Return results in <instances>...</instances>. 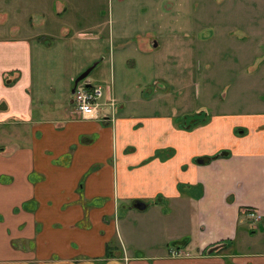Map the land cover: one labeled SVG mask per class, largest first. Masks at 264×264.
Segmentation results:
<instances>
[{
	"label": "crops",
	"instance_id": "crops-1",
	"mask_svg": "<svg viewBox=\"0 0 264 264\" xmlns=\"http://www.w3.org/2000/svg\"><path fill=\"white\" fill-rule=\"evenodd\" d=\"M62 3L0 0V264H264V106L186 128L191 112L156 110L159 91L142 100L136 84L128 98L87 79L110 120L60 108L85 69L71 45H93L85 57L96 61L99 43L132 37L92 4ZM59 46L60 68L36 63ZM256 75L264 91V63Z\"/></svg>",
	"mask_w": 264,
	"mask_h": 264
},
{
	"label": "rangeland",
	"instance_id": "rangeland-1",
	"mask_svg": "<svg viewBox=\"0 0 264 264\" xmlns=\"http://www.w3.org/2000/svg\"><path fill=\"white\" fill-rule=\"evenodd\" d=\"M78 1L102 9L103 19L109 15L108 21L111 24L113 19L116 31L132 36L126 43L112 40L99 43L96 61L85 57L95 48L93 45H71L76 68L84 64L81 73L98 63L86 80L101 86L107 82L110 89L115 88L117 93L124 91L128 98H135L130 88L136 84L142 90V100H150L159 91L162 94L157 99L156 110L159 112L162 102L166 101L173 108L191 112L182 116L184 121L194 110L244 114L257 112L259 106H264V91L256 79L257 69L264 63V43L257 44L264 40V31L262 34L259 28L264 22L261 21L264 0H252L253 4L251 0ZM61 49L59 46L57 50L43 53L36 63L40 61L47 68L57 70L61 67L60 55L64 53ZM110 65L114 70L112 82ZM186 65H189L188 75ZM193 77L196 87L192 85ZM188 84L191 88L178 93ZM70 106L73 104L60 108ZM141 110L143 113L146 109ZM102 202L97 201L96 206ZM255 233L259 240L258 232Z\"/></svg>",
	"mask_w": 264,
	"mask_h": 264
},
{
	"label": "built area",
	"instance_id": "built-area-1",
	"mask_svg": "<svg viewBox=\"0 0 264 264\" xmlns=\"http://www.w3.org/2000/svg\"><path fill=\"white\" fill-rule=\"evenodd\" d=\"M86 81L78 83L75 89V93L72 95V104L74 111L85 120H97L100 119L103 121L110 120V116H102L101 113V99L103 97L102 88L99 86H90L86 88ZM114 101L109 102V106H114ZM107 117V118H106ZM245 214L248 219L253 223L261 221V215L257 211L247 209ZM183 253L179 250H171L170 256L178 257Z\"/></svg>",
	"mask_w": 264,
	"mask_h": 264
},
{
	"label": "trees",
	"instance_id": "trees-1",
	"mask_svg": "<svg viewBox=\"0 0 264 264\" xmlns=\"http://www.w3.org/2000/svg\"><path fill=\"white\" fill-rule=\"evenodd\" d=\"M205 111L201 112V113H197V112H194L193 114H191V117L189 118H186V120L184 121V119L182 118V123L183 124H186V123H189L190 125H188L186 128H190V127H196L198 126L199 124L205 122ZM199 116H203L201 119H199ZM195 117H198V119L196 120ZM228 152L227 153H219V154H216L212 157H204V158H197L195 159V163H199V162H202L203 164H208L209 162L213 161V160H216L218 158H225V157H228ZM186 241H181L180 243L178 244H185ZM110 253V247H107L106 249V254H109Z\"/></svg>",
	"mask_w": 264,
	"mask_h": 264
},
{
	"label": "water",
	"instance_id": "water-1",
	"mask_svg": "<svg viewBox=\"0 0 264 264\" xmlns=\"http://www.w3.org/2000/svg\"><path fill=\"white\" fill-rule=\"evenodd\" d=\"M154 47H156V44H154ZM96 66H97V63L93 64L92 66L87 68L83 73H81L80 75H78L76 77V79L74 80V83H73L72 90H71V94L72 95L75 93V89H76V86L78 85V83L84 82L86 80V78L89 76V74L92 72V70ZM85 86H86V88H89L91 85L90 84H86ZM136 207L138 209H143L145 206L142 203H138V204H136Z\"/></svg>",
	"mask_w": 264,
	"mask_h": 264
},
{
	"label": "flooded vegetation",
	"instance_id": "flooded-vegetation-1",
	"mask_svg": "<svg viewBox=\"0 0 264 264\" xmlns=\"http://www.w3.org/2000/svg\"><path fill=\"white\" fill-rule=\"evenodd\" d=\"M154 44H156V43L154 42V43L152 44L153 47H154ZM156 47H157V44H156ZM156 47H154V48H156ZM205 113H206V111H205ZM204 117H205V116H204ZM241 131H242V130H239V129H238V130L236 131V134H237L238 132H241Z\"/></svg>",
	"mask_w": 264,
	"mask_h": 264
}]
</instances>
